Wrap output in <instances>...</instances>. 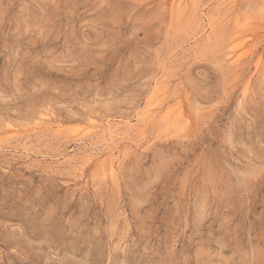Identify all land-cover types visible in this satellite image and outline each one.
Returning a JSON list of instances; mask_svg holds the SVG:
<instances>
[{"label":"rangeland","instance_id":"374dc122","mask_svg":"<svg viewBox=\"0 0 264 264\" xmlns=\"http://www.w3.org/2000/svg\"><path fill=\"white\" fill-rule=\"evenodd\" d=\"M0 264H264V0H0Z\"/></svg>","mask_w":264,"mask_h":264},{"label":"bare ground","instance_id":"6f19581e","mask_svg":"<svg viewBox=\"0 0 264 264\" xmlns=\"http://www.w3.org/2000/svg\"><path fill=\"white\" fill-rule=\"evenodd\" d=\"M236 49H237V48H236ZM234 50H235V49H234ZM239 55H240V54H239ZM242 55H244V54H242ZM234 61H235V60H234ZM239 61H241V59H240ZM168 114H169V113H168ZM168 114H167V115H168ZM174 119H175V118H174ZM169 120H170V119H169Z\"/></svg>","mask_w":264,"mask_h":264}]
</instances>
